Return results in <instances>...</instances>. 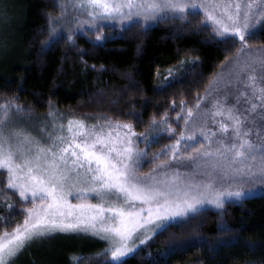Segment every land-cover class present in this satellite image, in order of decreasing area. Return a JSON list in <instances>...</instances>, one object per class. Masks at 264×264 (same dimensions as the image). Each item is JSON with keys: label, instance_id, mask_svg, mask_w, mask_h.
I'll return each mask as SVG.
<instances>
[{"label": "trees", "instance_id": "obj_1", "mask_svg": "<svg viewBox=\"0 0 264 264\" xmlns=\"http://www.w3.org/2000/svg\"><path fill=\"white\" fill-rule=\"evenodd\" d=\"M61 4L67 9L63 15ZM12 8L0 16V41L12 46L0 59V116L6 104L8 111L19 106L22 116L55 108L76 119L131 124L134 133H145L153 120L171 113L185 119L241 48L239 40L224 41L211 26L204 27L200 12L188 11L186 20L169 15L150 25H91L70 33L79 13L71 0H18ZM56 17L65 38L45 50L50 19ZM100 33L104 39L98 42ZM246 39L249 49L264 53V28ZM155 137L145 158L171 145L169 133ZM165 156L140 159L138 174L148 173ZM32 206L31 199L24 201L8 188L7 172L0 170V235L22 225V209ZM171 225L125 264H264V193L202 209ZM71 241L74 247L58 257V264H110L107 256L96 254L101 245ZM69 256L77 259L69 262ZM26 261L37 264L35 256Z\"/></svg>", "mask_w": 264, "mask_h": 264}, {"label": "snow or ice", "instance_id": "obj_2", "mask_svg": "<svg viewBox=\"0 0 264 264\" xmlns=\"http://www.w3.org/2000/svg\"><path fill=\"white\" fill-rule=\"evenodd\" d=\"M59 6L63 15L66 6ZM72 7L87 19L77 18V29H69L70 33L84 24L99 26L101 21H120L122 27L127 21L131 27L141 19L147 24L169 15L186 20L190 9L201 10L204 27L211 26L224 41L239 40L240 53L249 54L251 63L245 62L241 71L247 74L250 108L245 115L235 112L234 107L227 108L231 124L220 123V138L201 127L205 144L187 155L180 152L179 146L183 141L185 151L193 147L199 142L194 134L185 137L182 133L175 144L155 154L166 155L170 150V159L186 160L190 171L181 173L164 161L141 175L137 170L143 152L134 146L136 133L131 124H115V128L127 130L121 135L113 133L110 120L91 127L83 121L69 120L67 134L60 125V134L49 133L51 144L45 146L25 130L7 127L9 105H4L0 116V170L7 172L8 188L18 191L24 201L31 199L33 206L22 209V225L0 235V264H6V257L7 264H11L30 241L57 231L102 235L110 242L104 253L110 256V264H125L137 249L138 233L145 234L139 240L143 244L149 238L147 233L162 234L172 226L170 221L183 223L205 204L220 208L226 199L245 196L231 185L218 188V182L248 177L264 183V53L255 50L260 54L252 56L246 39L255 35L257 24L264 23V0H73ZM59 19H50L45 50L65 38L56 27ZM67 40H72L71 34ZM101 40L98 36L97 41ZM217 107L221 110L216 114L225 115L222 106ZM16 111H21L19 106ZM191 115L189 109L186 125ZM152 123L156 125L155 120ZM140 136L148 144L157 139L149 140L147 133ZM198 174L203 178L197 179ZM70 196L77 202L73 203Z\"/></svg>", "mask_w": 264, "mask_h": 264}, {"label": "rangeland", "instance_id": "obj_3", "mask_svg": "<svg viewBox=\"0 0 264 264\" xmlns=\"http://www.w3.org/2000/svg\"><path fill=\"white\" fill-rule=\"evenodd\" d=\"M17 2L18 0H0V16L3 17L6 14V12L13 10L12 5ZM71 2H73V0H71ZM189 11L200 12L203 15V12L198 9L197 10L190 9ZM77 18L80 20H86L87 16L78 13V15H76L73 18L74 23H76ZM155 21L156 20H150L147 22V24H145V22L141 19L140 23L144 25H150L153 24ZM128 23L129 22L125 21L124 25ZM99 25L121 26V22L101 21L99 22ZM88 26L89 25L87 24L81 25L79 27V30L83 29L84 27L86 28ZM263 28H264V23L257 24L255 32H258ZM98 36L102 37V40L104 39V34L100 33V35H97L95 37L96 41ZM11 48L12 46L9 44V42H7L6 44L5 42L3 43L0 41V59L2 55H4L5 52ZM248 55L249 54L247 52L241 54L240 51H238L236 57L228 61L226 64H224L221 67L220 70H218V72L213 77L212 81L209 83L205 93L203 94L201 104L199 105V107H195L192 110V115L187 125L185 124V119H178L180 115L178 117L176 114L171 113V116L157 120L155 126H153V123H151L150 130L148 132H145L148 134V139L152 140L153 137H155V135L169 133V136L172 137V140L170 141L172 145L175 144V141L180 138L182 133L185 135V137H187L189 134H194L197 137V140L199 141L198 143L194 144L193 147L187 148L186 151H185L186 146L183 143V141L179 146L180 152L187 155L188 153H191L194 150V148H199L201 147V145L205 144L203 137L200 135L201 127H203L204 130L209 134L216 133V138H220L221 137V133L219 132L220 123L223 122V123L231 124V121L227 119V115H226L227 108L234 107V111L242 115L247 114L246 109L250 108L248 97L251 95V91L250 88L247 86L248 85L247 74L241 71V66L245 62L251 63V60L248 59ZM251 55L256 56V52L252 51ZM257 74H259L258 66H257ZM242 93H244L245 95H241ZM252 102L255 103L256 101L253 100ZM217 105L222 106V110L225 111V115L222 116L216 114L217 111L221 110V108H218ZM15 109L16 107L14 106L13 109L9 110L10 114L8 116L7 127L15 128V129H23L28 134H30V136L39 140L45 146L51 144V140L48 137L49 133H52L53 135L60 134L59 132L60 125L64 126L65 128L64 134H67V125L69 120L73 122L78 120L83 121L87 127H91L93 125L100 126L104 124L103 120H94L91 118L76 119L74 116H71L70 114L65 112H60L55 108H51L47 113L41 116H32V115L22 116ZM257 111H259V109H257ZM187 116H188V112L186 117ZM161 121H166V122L161 123ZM180 121L181 123L178 124ZM174 122H176V124ZM115 124H119V123H112L113 125L112 131L114 134L119 133L122 135L124 132L127 131L126 129L123 128H119V129L115 128ZM166 129H172V131H167ZM107 130H108L107 126H105V131ZM230 133H231V128H229V135ZM254 138L255 137H253V139ZM134 140H135L134 146L138 150H142V152H144L149 145L143 140V137H141L140 134H136ZM188 143L192 144V141H188ZM165 149L166 148L162 149L163 152L165 151ZM168 151L169 153L167 152L166 154L167 157L165 156L166 162H168L172 168L178 169L181 173L191 170L186 160L174 161L170 159L172 153L170 150ZM156 157L158 156L152 155L148 158H145L142 155L141 159L142 162H144L146 160H152ZM151 171H149L148 173H150ZM196 178L202 179L203 177H201L198 174ZM230 185L233 190L238 188L245 193V196L240 199L249 198L251 196L260 195L264 193V183H261L259 179L251 180L248 177H243V178L238 177L235 180H225L223 182L217 183V187L221 189L228 188ZM69 199L73 203L77 202L73 196H70ZM240 199L229 198L226 199L225 202L232 200H240ZM92 202L97 203L98 201L92 199ZM203 209H219V208H216L215 206L210 204H205ZM178 222L179 221L177 220V221H170L169 223L175 224ZM144 235L145 234L143 232L137 234L136 243L138 246L135 251H137L142 245H144L154 236L152 233H147L149 238L143 244H139V240L144 239ZM77 239L79 241L83 240L82 242H84L85 245L86 243H95L96 245L98 244L101 245V247L96 248L97 251L96 254L98 255L101 254L106 256L104 253L110 247V242L106 241L102 235H94L91 232L85 233V232L57 231L45 237L36 238L30 241L27 244V246L22 251L19 252L18 255H16L14 258L11 259V264H28V261L26 260L32 258L33 256L36 257L37 264H53V263L58 264L59 262H61L58 261V257L63 255L64 251H68L72 249V247H74V242L71 240H77ZM132 254H130V256ZM107 257L108 260L110 261V256ZM71 258L72 256H69V262H71L74 259V257L72 259ZM8 260L9 258L6 257L5 258L6 264Z\"/></svg>", "mask_w": 264, "mask_h": 264}]
</instances>
